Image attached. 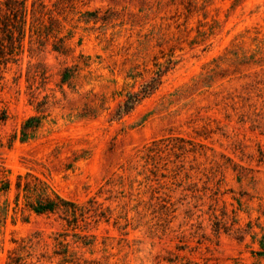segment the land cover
<instances>
[{
    "label": "rangeland",
    "instance_id": "rangeland-1",
    "mask_svg": "<svg viewBox=\"0 0 264 264\" xmlns=\"http://www.w3.org/2000/svg\"><path fill=\"white\" fill-rule=\"evenodd\" d=\"M0 2V264H264V0Z\"/></svg>",
    "mask_w": 264,
    "mask_h": 264
},
{
    "label": "trees",
    "instance_id": "trees-1",
    "mask_svg": "<svg viewBox=\"0 0 264 264\" xmlns=\"http://www.w3.org/2000/svg\"><path fill=\"white\" fill-rule=\"evenodd\" d=\"M1 3V2H0ZM12 6L11 11L15 16H18L20 14L19 22L21 28H19L18 36L15 38L14 36V29H17V25L12 23L11 27L9 24L4 25V28H6L9 32L10 38L12 39L11 43H14L15 41H18L20 44L22 41V34H23V28L22 26L27 22V13H26V7L25 3H23V0H11ZM9 26V27H8ZM40 28V27H39ZM61 47H55V50L60 51ZM167 70L159 68L155 71V75L152 76L150 80L145 82L141 89L138 91H128L126 94L125 99L119 104L116 115H122L123 113H128L132 109L135 108V106L146 96L150 95L161 83V78L163 76V73ZM70 75L67 74L65 71L63 73L61 82L65 83L70 80ZM6 118V115L0 116V121L4 120ZM40 118L38 116H32L29 117L25 123L22 126L21 129V138L26 139L33 133L40 125ZM19 179H21L19 177ZM22 185V181L19 180L17 183V187L20 188ZM10 187L9 182L2 181L0 185V192L1 191H7ZM37 186L36 184H31V182L26 181L24 183V190L28 191L30 189L36 190ZM72 205L73 209L71 212L75 214L77 210L79 209L77 205L68 202L63 201L60 197L56 196L55 198L50 197L47 194H44V196H41L39 200L36 202V205H31L32 209L36 211L37 213H47V212H55V211H62L64 213H68L69 209L66 207L67 205ZM62 205H66L65 207H61ZM6 219V212L1 208L0 206V225L5 222ZM19 260V259H18ZM18 261L15 260L12 264H16Z\"/></svg>",
    "mask_w": 264,
    "mask_h": 264
}]
</instances>
